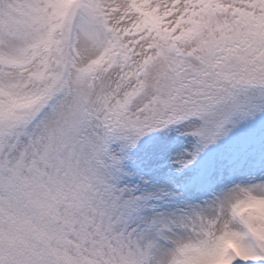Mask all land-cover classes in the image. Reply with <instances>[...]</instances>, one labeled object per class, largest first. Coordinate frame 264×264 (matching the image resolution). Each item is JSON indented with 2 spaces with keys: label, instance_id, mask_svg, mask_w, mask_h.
Instances as JSON below:
<instances>
[{
  "label": "snow or ice",
  "instance_id": "1",
  "mask_svg": "<svg viewBox=\"0 0 264 264\" xmlns=\"http://www.w3.org/2000/svg\"><path fill=\"white\" fill-rule=\"evenodd\" d=\"M0 264H264V0H0Z\"/></svg>",
  "mask_w": 264,
  "mask_h": 264
}]
</instances>
